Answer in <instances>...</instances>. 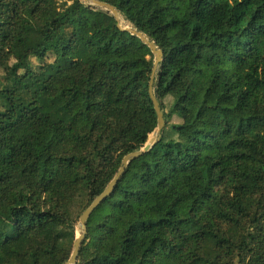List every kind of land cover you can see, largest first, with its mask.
Instances as JSON below:
<instances>
[{"label": "trees", "instance_id": "16d2710c", "mask_svg": "<svg viewBox=\"0 0 264 264\" xmlns=\"http://www.w3.org/2000/svg\"><path fill=\"white\" fill-rule=\"evenodd\" d=\"M100 1L162 51L166 124L76 264H264V0ZM152 68L106 11L0 0V264H22L18 244L28 264L68 260L80 214L157 126Z\"/></svg>", "mask_w": 264, "mask_h": 264}, {"label": "water", "instance_id": "95a60500", "mask_svg": "<svg viewBox=\"0 0 264 264\" xmlns=\"http://www.w3.org/2000/svg\"><path fill=\"white\" fill-rule=\"evenodd\" d=\"M88 8L91 9H100L103 11H106L110 13L117 21V26L122 29L130 32L132 35L137 36L140 38L144 43L148 45L151 52L154 54V61H153V68L150 75L149 80V87L148 92L150 99L152 101L154 110L157 115V126L151 133V137L149 140L145 143V145L135 151L127 153L123 158L121 162V166L112 178V180L107 184V186L104 188V190L89 204V206L80 214L78 222H77V228L78 231L76 233V236L73 241V247L71 254L66 262L63 264H76L78 254L80 251L81 244L87 234V221L92 214V212L111 194V192L114 190L116 184L118 183L119 179L121 178L122 174L128 167V165L138 158L139 156L143 155L144 153L150 151L153 146L161 139L162 136V130L165 126V119L163 117V110L161 109L160 102L157 97V91L154 88V77L156 74V70L158 68L159 63L162 60V51L154 44L152 40L149 39V37L132 26H125L123 27L120 25L118 15L120 14L118 9L114 7L113 5L100 1V0H83ZM121 15V14H120Z\"/></svg>", "mask_w": 264, "mask_h": 264}, {"label": "rangeland", "instance_id": "374dc122", "mask_svg": "<svg viewBox=\"0 0 264 264\" xmlns=\"http://www.w3.org/2000/svg\"><path fill=\"white\" fill-rule=\"evenodd\" d=\"M59 1V3H67V4H70L71 3V0H58ZM82 2H84L83 0H81ZM120 15V14H119ZM121 17H120V19H121V23L123 24H120V25H122L123 27H125L124 25H128V26H130L131 27V24L130 23H128L126 20H124V18L122 17V15H120ZM123 18V19H122ZM120 22V21H119ZM152 55H153V61H154V59H155V57H154V54L152 53ZM32 64L33 65H36L37 64V60L36 59H32ZM2 71L0 70V76L2 75ZM163 102H164V104L168 107L169 106V104H170V102H171V99H170V97H166L164 100H163ZM178 120H179V118L177 117V116H172L171 117V119L169 120V122H168V125L170 126V124H173V123H176V122H178ZM166 124V123H165ZM165 127V126H164ZM151 135L152 134H150L149 135V137H148V140H149V138L151 137ZM147 140V141H148ZM137 165V163L135 164H133V166H136ZM79 219V218H78ZM77 225V224H76ZM77 231H78V228H77V226H76V233H77ZM25 249H26V247H25V245H23V244H18V245H13L12 247H11V249H10V251H11V255L15 258V259H18L22 264H28V262H25L24 261V258H23V256H24V252H25Z\"/></svg>", "mask_w": 264, "mask_h": 264}, {"label": "bare ground", "instance_id": "6f19581e", "mask_svg": "<svg viewBox=\"0 0 264 264\" xmlns=\"http://www.w3.org/2000/svg\"><path fill=\"white\" fill-rule=\"evenodd\" d=\"M118 18H119L120 24H122V23H121V19H120V15H118ZM122 25H123V24H122ZM124 26H126V25H124Z\"/></svg>", "mask_w": 264, "mask_h": 264}]
</instances>
